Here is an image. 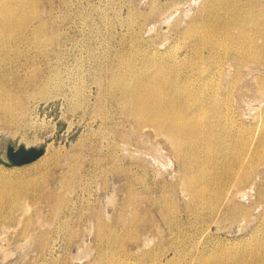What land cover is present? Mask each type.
<instances>
[{"label":"rangeland","instance_id":"obj_1","mask_svg":"<svg viewBox=\"0 0 264 264\" xmlns=\"http://www.w3.org/2000/svg\"><path fill=\"white\" fill-rule=\"evenodd\" d=\"M213 1L36 0L23 34L0 36V157L8 140L44 148L27 164L0 161V181L24 194L23 207L8 212V201L0 214V264H202L206 254L239 264L264 244V165L249 172L247 161L239 184L204 187L212 203L192 198V165L138 124L111 84L123 62L141 69L157 56L175 91L202 93L212 112L227 105L232 133L216 159L231 158L229 143L264 114V0L216 5L225 19L238 9L258 17L227 52L187 35ZM207 93H221V108Z\"/></svg>","mask_w":264,"mask_h":264},{"label":"bare ground","instance_id":"obj_2","mask_svg":"<svg viewBox=\"0 0 264 264\" xmlns=\"http://www.w3.org/2000/svg\"><path fill=\"white\" fill-rule=\"evenodd\" d=\"M226 1L215 0L210 6L205 4L203 8L205 14L194 21L187 30L190 39L201 38L211 48L216 47L227 52L249 37L248 24L259 26L257 15L250 11L244 13L248 16L239 17L238 15L241 14L239 9L226 19L223 18L225 15H216L218 13L216 5L224 4ZM37 9L36 0L31 2L0 0V36L7 38L16 36L17 33L22 35L31 16L36 15ZM233 25H237L239 29L237 34L231 31ZM238 46L236 48L242 57L245 56L244 52H250ZM246 46H251V40ZM258 53L254 50L250 52V56L257 59ZM168 57L175 62L188 63L186 57L174 51H171ZM202 72L208 73V70ZM111 84L120 89L122 105L131 111L136 122L144 127H153L155 132L162 134L163 139L170 142L174 152L183 159L185 167L188 164L192 165L186 175V188L192 198H203L206 200L204 203H212L204 187L220 186L230 178L239 184V171L247 161L253 162L248 165L249 172L264 165V114L257 122L255 132L252 128H247L241 130L236 138L232 139L233 141L227 147L233 155L220 163L216 156L226 144L225 133H232L226 125L228 107L225 105L221 108V93L215 95L207 93L208 99L212 100L213 104H217L214 108H221L220 112L216 113L212 112V107L205 104L207 100H203L202 93L193 96L188 88L175 91L177 83L173 68L159 61L157 56H151L141 69L134 62H123L114 70ZM0 105L7 109V104ZM249 138L252 140H248ZM233 163H238L239 170L233 167ZM14 188L15 182L0 181V214L4 213V209L8 210L10 206L6 205L8 201L12 203L8 212L14 207H23L24 194L14 191ZM27 191L28 189L26 193ZM234 214L235 212H232V215ZM247 261L244 260L239 264H264V244L256 250L253 249L250 260ZM200 262L202 264H224L222 257H211L208 254L202 255Z\"/></svg>","mask_w":264,"mask_h":264},{"label":"water","instance_id":"obj_3","mask_svg":"<svg viewBox=\"0 0 264 264\" xmlns=\"http://www.w3.org/2000/svg\"><path fill=\"white\" fill-rule=\"evenodd\" d=\"M44 153L43 147H26L22 144H15L8 140L5 156L0 157V161L8 166L23 165L30 163Z\"/></svg>","mask_w":264,"mask_h":264}]
</instances>
